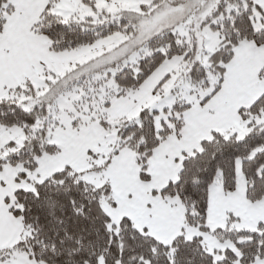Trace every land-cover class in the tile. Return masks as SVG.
I'll list each match as a JSON object with an SVG mask.
<instances>
[{
	"label": "snow or ice",
	"instance_id": "obj_1",
	"mask_svg": "<svg viewBox=\"0 0 264 264\" xmlns=\"http://www.w3.org/2000/svg\"><path fill=\"white\" fill-rule=\"evenodd\" d=\"M0 264H264V0H0Z\"/></svg>",
	"mask_w": 264,
	"mask_h": 264
}]
</instances>
